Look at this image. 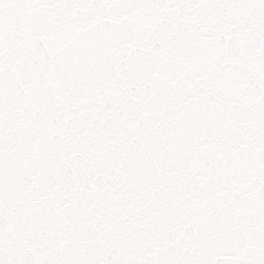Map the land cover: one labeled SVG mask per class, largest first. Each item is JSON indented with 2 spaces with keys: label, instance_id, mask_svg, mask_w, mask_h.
Here are the masks:
<instances>
[{
  "label": "snow or ice",
  "instance_id": "snow-or-ice-1",
  "mask_svg": "<svg viewBox=\"0 0 264 264\" xmlns=\"http://www.w3.org/2000/svg\"><path fill=\"white\" fill-rule=\"evenodd\" d=\"M0 264H264V0H0Z\"/></svg>",
  "mask_w": 264,
  "mask_h": 264
}]
</instances>
